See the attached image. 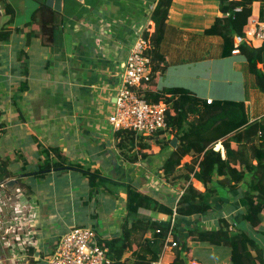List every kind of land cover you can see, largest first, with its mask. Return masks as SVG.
I'll use <instances>...</instances> for the list:
<instances>
[{"label":"crops","instance_id":"1","mask_svg":"<svg viewBox=\"0 0 264 264\" xmlns=\"http://www.w3.org/2000/svg\"><path fill=\"white\" fill-rule=\"evenodd\" d=\"M7 1L12 6L11 13L0 6V124L3 128L0 193L11 199L8 205H0V264H37L35 261L41 256L44 259L39 264H45L61 237L57 239L48 231L53 218L60 215V205L71 202L72 216L67 228L84 220L72 212L86 204V184L89 195L101 191L112 203L98 208L101 212L96 210L102 221L101 237L118 232L126 213L127 193L111 190L97 181V177L110 178L117 189L128 184L171 207L187 182L204 190L202 182L193 177L185 165L194 158L192 154L183 156L174 172L164 178L161 164L165 156L154 151L158 146L145 140L140 145L135 144L128 155L124 154L117 146L118 132L107 119L114 108L123 73L120 68L131 41L135 32L144 35L146 30L154 29L151 12L158 0H62L61 11L55 10L59 21L51 38L40 33L37 21H30L32 12L45 0ZM259 7L260 2L254 0L252 16H259ZM220 14L218 0L171 1L166 21L174 30L166 34L171 38L170 45L164 48L169 63L162 70L166 69L170 84L155 81L152 85L154 88L180 85L203 98H224L216 89L220 83L231 88L243 83V92L229 98L245 102L251 121L264 113V104L256 96L254 100L248 96L255 94L258 87L254 89L257 84L254 74L248 70L246 57L240 52L219 56L220 38L216 35L201 37L203 29ZM208 43L215 45L216 54L199 53L201 45ZM174 54L176 56H172ZM226 58L244 61V76L237 62L218 66ZM192 66L200 68L195 73H200L201 77L200 74L195 77ZM257 66L261 67V62H257ZM184 69L190 80L183 75ZM212 73L215 74L212 76ZM198 77L207 84L193 81ZM212 79L217 82L214 86H211ZM212 91L214 96L210 95ZM132 135L137 141V135L133 132ZM164 135L173 137L168 133ZM142 152L148 154L141 156ZM133 154L137 157L134 160L131 159ZM85 171L98 175L91 176ZM185 173H189V178L183 176ZM11 180L13 182L8 183ZM236 186L212 196L211 207L202 213L189 217L177 214L174 231L188 238L194 235L193 229H216L219 217L225 218L233 228L243 226L239 196L244 186L242 183ZM63 188L64 192H60ZM18 201L26 206L20 210L22 219L14 220L19 212L15 207ZM67 211L69 208L64 209L61 219H65ZM146 213L153 218L169 217L150 209ZM198 241L193 238L188 245ZM202 244L201 248L210 252L225 253L213 246L216 244ZM227 255L220 262H205L229 264L231 260ZM191 259L202 263L189 256L185 264Z\"/></svg>","mask_w":264,"mask_h":264},{"label":"trees","instance_id":"2","mask_svg":"<svg viewBox=\"0 0 264 264\" xmlns=\"http://www.w3.org/2000/svg\"><path fill=\"white\" fill-rule=\"evenodd\" d=\"M171 1L158 0L151 12L154 29L151 32L148 30L144 32V37L148 40L146 53L151 57V74L149 80L138 88L139 94L147 100L162 99L167 104L168 127L158 129L155 134L149 135L154 138L151 143L157 145L160 152L170 149L161 164L162 176L167 178L172 174L176 166L181 163L184 154L190 153L194 156L197 168L192 163L185 165L192 172V176L200 180L205 188L201 190L191 181L184 186L176 204L177 214L182 217L206 211L211 207L212 196L223 193V189L232 190L238 183H242L244 192L239 199L243 206L244 225H236L230 229L227 220L219 217V225L216 229H203L193 234H196L199 240L229 245L233 264H264V214L262 213L264 211V120L250 121L243 100L212 98L207 102L206 98L198 96L185 86L153 87L152 83L156 81L157 74H160L169 63L163 41L168 31L174 30L170 29L172 26L166 21ZM253 1L218 0L221 14L215 16L213 22L203 29L201 37L216 35L220 38L219 56L232 53L233 35L241 33L243 25L251 14ZM258 1L260 2L258 17L264 20V0ZM0 6L9 13L13 10L7 0H0ZM237 6L239 9L235 8ZM30 21H37L40 24V33L46 38H51L53 28L58 24L59 15L42 1L32 12ZM213 46L209 43L202 44L199 53L216 54ZM239 52L246 57L248 70L255 75L257 87L260 89L256 93V99L264 104V40L257 47L243 41L239 44ZM257 62H261L262 66L258 67ZM258 130L261 133H258ZM116 131L119 137L117 146L126 155L135 144H142L147 137L137 136L135 141L132 131L124 129ZM169 132L177 139L174 146L170 143L172 137L167 138L164 135ZM218 140L223 144L224 156L213 148ZM147 154L142 152L141 156ZM136 158V154L131 156L133 160ZM85 172L91 176L97 175L90 171ZM217 175L223 177L218 179ZM183 176L189 178L188 173ZM125 187L126 213L121 221L120 230L109 238L99 237V242L108 246L109 262L106 264H149L150 260L157 256L158 243H161V237L168 228L169 221L153 218L149 214L144 217L140 215L138 209L145 206L146 209L170 214L172 207L128 184ZM156 228L161 231L156 232ZM136 233L143 237L134 247ZM174 235L179 245L171 264H185L184 253L180 248V243L182 248L186 247L185 242L181 241L185 236L177 231H174Z\"/></svg>","mask_w":264,"mask_h":264},{"label":"built area","instance_id":"3","mask_svg":"<svg viewBox=\"0 0 264 264\" xmlns=\"http://www.w3.org/2000/svg\"><path fill=\"white\" fill-rule=\"evenodd\" d=\"M235 8L239 9V6ZM263 40L264 20L250 14L242 27L241 33H234V47L231 52H239V44L243 41L249 42L254 46ZM147 47L148 40L142 33L135 32L128 53L122 63L123 73L115 93L114 108L107 117L114 130H130L135 135L149 136L158 129H166L168 127L166 122V102L162 99L158 101L147 100L138 92L141 83L148 81L151 74V57L146 53ZM211 99V97H206L207 102H210ZM2 131L3 128L0 124V135ZM258 133H261V131L258 130ZM213 148L218 149L222 156L225 155L224 147L220 142L214 143ZM182 191L183 189L180 190L179 196ZM178 198L175 200L172 212L166 218L169 221V226L161 237V246L157 251V256L151 259L149 264H171L173 256L176 254V246L179 241L174 235V221L177 215L176 204ZM10 199L9 195L6 196L0 193L1 206L8 205ZM25 206L20 201L15 204L19 212L13 218L14 220L22 219L23 212L20 210L22 209L23 211ZM159 218L165 219L163 217ZM229 228L232 229L233 226L229 225ZM160 231L159 228H156V232ZM107 251L108 246L99 242V236L94 227L91 225H74L61 235L54 251L45 264H106L109 262ZM188 264L198 263L191 259Z\"/></svg>","mask_w":264,"mask_h":264},{"label":"rangeland","instance_id":"4","mask_svg":"<svg viewBox=\"0 0 264 264\" xmlns=\"http://www.w3.org/2000/svg\"><path fill=\"white\" fill-rule=\"evenodd\" d=\"M177 31V30H176ZM176 34V33H175ZM170 41H171V38H167V37H165V39H164V41H163V47L164 48H166L167 46H169L170 45ZM214 47H215V45L213 46V49H214ZM205 52V51H204ZM237 53V52H236ZM205 54H206V52H205ZM230 55V54H229ZM172 56H176V54H174V55H172ZM182 57H184L183 55H181ZM234 62H237V63H239L240 65H241V67H242V69L240 70L242 73V75L241 76H244L243 75V73H244V61H241V60H234V59H232V58H226V59H224L223 61H221L220 63H219V65L218 66H220L221 64H228V65H230V64H233L234 65ZM189 65V64H188ZM185 66V65H184ZM183 66V67H184ZM165 67H166V65H165ZM177 68H178V66H176ZM121 69V71H122V67L120 68ZM192 72H194V75H195V77L197 76V75H199L200 73H195V72H198L199 70H200V68L199 67H195V66H192ZM166 70V69H165ZM165 70L164 71H162L160 74H157V76H156V82L157 83H162V82H164V83H168L167 82V79H169L170 77L168 76V74L165 72ZM246 71L249 73V71L247 70V68H246ZM213 74H215V73H212V76H213ZM253 74V73H252ZM183 75H185V76H188V74H187V72H186V70L184 69V71H183ZM217 75V74H216ZM202 75L200 74L199 75V77H201ZM255 76V75H254ZM168 77V78H167ZM189 77V76H188ZM199 77L198 78H196V79H193V81H200V82H202V83H205V84H207V82L206 81H201L200 79H199ZM191 78L189 77V80H190ZM207 80V79H206ZM211 81V86H214L217 82H215L213 79L212 80H210ZM145 82V81H144ZM255 82H256V79H255ZM143 83V82H142ZM142 83H141V85H142ZM168 84H170V83H168ZM145 85V84H144ZM144 85H143V88H144ZM182 85V84H181ZM194 85V84H193ZM236 85V84H235ZM235 87V88H234ZM233 88H231V87H228L227 85H225L224 87L222 86V84L220 83L219 84V87L218 88H216L217 90H218V92L221 94V95H223L224 96V98H229V97H231L232 95H237V93L238 92H243V83L237 88L236 86H234ZM141 88H142V86H141ZM255 88H257V86H255L254 87V89ZM260 89L259 88H257V90H256V92H258ZM192 91V90H191ZM194 92V91H193ZM245 92H246V90H245ZM256 92H255V94L253 93V94H248V96H249V98L251 99V100H254V97L256 96ZM195 93V92H194ZM196 94V93H195ZM214 94V92L212 91V93H210V95H212V96H214L213 95ZM246 94V93H245ZM246 96V95H245ZM204 98H206V97H204ZM218 98V97H217ZM245 98V97H244ZM237 100H239V99H237ZM258 100V99H257ZM165 101V100H164ZM262 108V107H261ZM257 121L258 120H264V115H262V116H260V117H257V119H256ZM164 131V130H163ZM155 134V133H154ZM168 134H171L170 132L168 133ZM172 135V134H171ZM137 136H141V134H137ZM145 139L146 140H148V141H150V142H152L153 140H154V138L152 137V136H147V137H145ZM176 142H177V139H176V141H175V144H176ZM219 142H221L220 140H218L217 142H215V143H219ZM154 144V143H153ZM221 144V143H220ZM146 145H147V143H146ZM221 145H223V144H221ZM153 146V145H152ZM146 150V149H145ZM169 148H167V149H164L163 151H162V154L166 157L167 155H168V153H169ZM218 150V149H217ZM154 151H159V149L158 148H155V150ZM160 152V151H159ZM158 152V153H159ZM186 154H184L183 156H185ZM183 156H182V158H183ZM191 162L190 163H192L193 165H197V163H196V161H195V159L192 157L191 158V160H190ZM96 173V172H95ZM97 175H98V173H96ZM188 175H189V173H188ZM108 177H110L109 175H108ZM186 177V176H185ZM73 181H74V179L73 178H71ZM187 179V178H186ZM72 181V182H73ZM97 181H101V182H103V185L104 186H106V187H109L111 190H117L119 193L120 192H124V191H126V187H125V185L123 184V185H119L120 186V188L119 189H117V187H114L115 185H116V183L114 182V181H112L110 178H99V177H97ZM61 183V182H60ZM188 183V182H187ZM89 185H90V183H89ZM94 184H93V182H92V186H93ZM91 186V185H90ZM81 188H83V185H82V183H81ZM64 188L60 191V192H64ZM92 190H93V188H92ZM141 191V190H140ZM85 194H86V204L84 205V206H82V207H77L76 208V210L75 211H73L72 213H75V214H77V216H79V218H83L84 220L83 221H78V223H74V224H72L70 227H68L67 228V225H68V223L71 221V210H70V208H71V202H70V200H69V202L68 203H66L65 202V204L63 205H60L61 206V209H60V215H56L55 216V218H53V221H52V226L48 229V231L49 232H51L52 234H54L55 236H57V239L61 236V233L67 228V230H69L72 226H74V225H77V224H83V225H86V224H91L92 225V227H95V230H97V232H98V236H100V238L102 239V237H101V235H102V231L101 230H99V227H101V223H102V221H101V217L98 215L97 216V214H96V210L98 211V212H101L98 208H106V207H108V206H110V204H112V203H110V201L109 200H106L105 198H104V196L102 195V192L101 191H99V192H96V193H94L93 195H89L88 194V185L86 184L85 185ZM178 195V194H177ZM179 196V195H178ZM178 196H176V198H178ZM176 200V199H175ZM174 204H175V201H174V203H173V206H174ZM172 206V207H173ZM67 208H69V211H67V213H64V216H65V219L63 220V219H61V216L63 215V212H64V209H66L67 210ZM149 209H146V207L144 206V207H139V209H138V212L140 213V215H144V217H146V212L148 211ZM150 210H152V209H150ZM148 215V214H147ZM263 221H264V218H263ZM98 226V227H97ZM67 230H65V231H67ZM64 231V232H65ZM193 231V233H195V232H197V231H203V229H196V230H192ZM114 234L115 233H117V231H114L113 232ZM146 235V234H145ZM111 236V235H110ZM109 236V237H110ZM109 237H107V236H105V238H109ZM143 237V235H139V234H135V243L133 244V246L134 247H136L138 244H137V242L141 239ZM193 238H197V236H196V234H194V235H191L189 238H187V237H184L183 238V240L181 239V241L182 242H185V246L187 247H181V243H180V248H181V250H183V253H184V257L186 258V260H188L189 259V256H191V257H196L198 260H200V261H202V262H205V261H207V262H220L221 260V258L222 257H224V256H226L227 255V252H228V254H229V256L227 257L228 258V260H231L230 259V247H229V245H227V244H225V243H210L209 242V245H212V244H216V245H213L216 249H218V250H224L225 251V253L224 252H210V249L208 250V249H203V248H201L202 247V245H204V244H202V243H205L206 244V242H207V240L206 241H204V240H200V241H198V243H196V244H193V243H190L189 245H188V241H192V239ZM198 239V238H197ZM199 240V239H198ZM218 244V245H217ZM158 245H159V247H158V250H159V248H160V246H161V243L159 244L158 243ZM178 245H179V243H178ZM178 245L176 246V248L178 247ZM199 245V246H198ZM156 247H157V245H156ZM228 249H229V251H228ZM44 256H41V257H39L38 259H36V261H35V263H37V264H39V263H41L42 261H43V258ZM42 264H44V262L42 263ZM229 264H233L232 263V261H230V263Z\"/></svg>","mask_w":264,"mask_h":264},{"label":"water","instance_id":"5","mask_svg":"<svg viewBox=\"0 0 264 264\" xmlns=\"http://www.w3.org/2000/svg\"><path fill=\"white\" fill-rule=\"evenodd\" d=\"M82 1V0H80ZM61 2L62 0H45L44 3L50 7H52L56 11H61ZM176 137H172L170 143L172 146L175 145ZM13 181H8V183H12Z\"/></svg>","mask_w":264,"mask_h":264}]
</instances>
